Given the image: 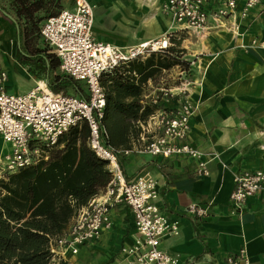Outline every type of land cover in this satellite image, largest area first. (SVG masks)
Wrapping results in <instances>:
<instances>
[{"label": "crops", "instance_id": "0c3cea01", "mask_svg": "<svg viewBox=\"0 0 264 264\" xmlns=\"http://www.w3.org/2000/svg\"><path fill=\"white\" fill-rule=\"evenodd\" d=\"M123 1L122 11L131 6L135 15L153 6L157 0H144L139 4L134 0ZM163 1L160 0V4ZM244 1L238 0V9ZM56 5L58 0H52L53 9L45 8L34 13L35 17H42L35 34L39 33L46 17L65 8L57 11ZM42 13L47 15L42 16ZM159 14L170 24L160 8ZM155 19H159L156 11L144 23H153ZM26 20L16 14L12 2L0 0V69L8 74L7 84L11 78L16 84H25L27 89L23 92L31 89L39 75L31 70L32 65L37 64L22 62L16 56L20 28V34H24L27 24L29 29H33V19L27 24ZM235 20L239 26L235 32L228 27H214L210 18L207 22L210 28L204 34L177 32L187 33L180 45L182 59H195L196 63L191 71L196 82L188 94L162 96L159 89L172 86L174 82L155 86L153 79L149 78L143 84L141 95L143 104L153 105L151 100L154 94H158L161 106L178 105L185 99L196 106L187 140L202 152V158L207 161L208 175L195 173L197 161L193 158L178 155L165 158L140 151L139 134L129 136L130 142L115 146L133 148L130 154L119 157L126 177L135 178L141 174L156 180L158 205L179 226L177 234H167L160 239V248L177 255V264H226L227 256L241 247L246 250L248 264H264V191L249 197L238 212H233L229 200L235 174L244 170L264 172V49L252 44L256 37H264V0L251 8L244 18H240L237 12ZM154 34L153 37L143 36L139 42L163 33L155 31ZM46 49L49 53L48 47ZM6 56L11 60L14 71L7 68ZM186 66L174 65L162 72L177 75ZM57 72L60 74L59 66ZM41 73L40 81L47 83L46 76ZM67 93L75 94L73 91ZM0 143L4 144L1 140ZM6 146L9 150V145ZM191 202L206 205L208 215L201 219L188 216L186 206ZM110 218L111 226L102 232L99 239L81 245L74 255L69 252L63 256L59 253L54 255L53 264H60V260L67 264H127L120 249L131 244L136 236L134 218L125 203L111 207Z\"/></svg>", "mask_w": 264, "mask_h": 264}, {"label": "built area", "instance_id": "2783aa9c", "mask_svg": "<svg viewBox=\"0 0 264 264\" xmlns=\"http://www.w3.org/2000/svg\"><path fill=\"white\" fill-rule=\"evenodd\" d=\"M261 0H245L238 9V0H164L159 8L170 20L171 30L156 38L121 47L98 39L93 31L94 7L90 0H72L71 9L63 8L45 18L39 36L48 52L59 58L61 75L71 76L83 87L87 97L79 93L53 92L45 81L26 92H7L8 74L0 69V140L9 145L0 152V179L19 169L47 159L46 149L55 146L59 138L73 126L87 124L88 148L105 161L110 173L107 185L79 208L59 235L51 251L63 256L76 254L81 245L100 238L111 226L110 208L125 203L134 218L136 236L129 245L120 249L127 264H177L178 256L160 248V239L167 234H177L179 226L158 205L156 180L148 175L128 178L123 172L119 157L128 155L133 148L107 144V134L102 126L106 92L100 83L102 73L110 72L121 64L143 60L151 53L167 48L170 37L178 31L204 34L208 19L214 27H228L232 32L239 26L235 20L247 16L249 10ZM264 49V37L252 40ZM178 72L177 82L159 89L162 96H185L196 81L191 76L195 59ZM151 103L156 106L145 122L140 123L138 141L140 151L154 156H187L197 161L195 173L206 176L209 171L202 152L188 140L190 119L196 106L189 100L178 105L161 106L158 94ZM264 191V172L244 170L234 175V187L229 195L233 212H238L246 200ZM186 214L192 218L208 215L206 205L191 202ZM52 258V259H53ZM244 247L229 254L226 264H248Z\"/></svg>", "mask_w": 264, "mask_h": 264}, {"label": "trees", "instance_id": "16d2710c", "mask_svg": "<svg viewBox=\"0 0 264 264\" xmlns=\"http://www.w3.org/2000/svg\"><path fill=\"white\" fill-rule=\"evenodd\" d=\"M51 1H12L16 14L28 19L26 24L33 19V29L27 24L24 34H20L18 26L16 56L22 62L32 61L40 66L53 92L71 90L87 97L79 82L57 72V57L47 53L46 48L30 46L42 19L34 13L50 9ZM170 39L167 48L101 74L100 83L106 92L102 126L107 144L130 142L129 136H137L140 123L156 109L155 105L141 102L143 84L163 69L188 63L181 57L183 37L175 33ZM88 133L85 122L71 127L55 146L46 149L47 159L0 179V264H51L55 239L67 228L77 210L107 185L110 173L105 161L88 148ZM60 264L67 263L60 260Z\"/></svg>", "mask_w": 264, "mask_h": 264}, {"label": "rangeland", "instance_id": "374dc122", "mask_svg": "<svg viewBox=\"0 0 264 264\" xmlns=\"http://www.w3.org/2000/svg\"><path fill=\"white\" fill-rule=\"evenodd\" d=\"M9 3H11L13 0H8ZM55 1V0H53ZM144 0H134L135 3L139 4V2ZM94 7V14H95V20H94V33L99 38L112 42L115 45L118 46H124L129 45L133 46L136 45L137 42L141 40L143 36L148 35V37H153L156 34L154 32L159 33H166L170 31L171 25L166 23V20H163L161 18V15L159 14V5L160 0L155 1V4L151 7H146L143 10H140L139 13H135V15L132 13V7H127L126 11H122V2L123 0H90ZM55 9L59 8H68L71 9L72 6V0H58V5H56ZM53 9L52 6H49ZM124 9V8H123ZM48 10V9H47ZM158 12V18L155 19L153 23H144V20L153 12ZM46 13V12H44ZM42 13V16H45L47 14ZM48 13V12H47ZM39 26V25H38ZM102 33V34H99ZM145 33V34H142ZM187 33H177L178 37H186ZM30 46L31 47H39V48H46L47 45L42 41L41 37L39 36V33L33 34L32 38L30 39ZM7 61V68L11 69V71H14L15 68H13L12 65H10L11 60L8 56H6ZM31 70L34 74H39L38 77H36V82L34 83V86H36L37 82H39L42 78V73L38 66L32 65ZM178 74V73H177ZM33 75V74H32ZM178 75L176 74H170V73H163L160 72L159 74H156L153 78L154 85L157 84H168L175 82L177 80ZM178 81V80H177ZM176 81V82H177ZM163 82V83H162ZM8 89L7 92L9 93H21L24 90L27 89V86L25 84H16L14 81V78H11L10 81L7 84ZM31 87V88H32ZM16 91V92H14ZM71 91V90H70ZM72 92V91H71ZM7 144H1L0 148L2 152L3 150H8ZM54 262L51 261V264Z\"/></svg>", "mask_w": 264, "mask_h": 264}]
</instances>
